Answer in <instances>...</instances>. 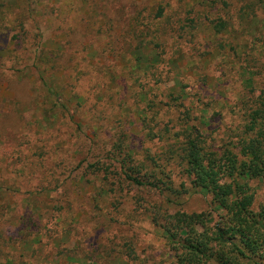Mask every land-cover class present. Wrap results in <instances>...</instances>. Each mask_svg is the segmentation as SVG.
Here are the masks:
<instances>
[{
    "label": "rangeland",
    "instance_id": "rangeland-1",
    "mask_svg": "<svg viewBox=\"0 0 264 264\" xmlns=\"http://www.w3.org/2000/svg\"><path fill=\"white\" fill-rule=\"evenodd\" d=\"M261 101L264 0H0V264H173L153 220L220 214L178 145L238 154Z\"/></svg>",
    "mask_w": 264,
    "mask_h": 264
},
{
    "label": "trees",
    "instance_id": "trees-1",
    "mask_svg": "<svg viewBox=\"0 0 264 264\" xmlns=\"http://www.w3.org/2000/svg\"><path fill=\"white\" fill-rule=\"evenodd\" d=\"M261 102L260 109L250 114L252 120L245 126V137L233 147L239 149L238 154L229 149L207 152L200 136L192 137L191 133L178 145L177 157L186 168L192 189L211 196L217 208L212 212L220 214L213 225L206 219L208 214L180 211L153 220L165 235L173 264H264V207L253 212V196L247 194L249 181L264 179V101ZM126 179L143 185L127 174ZM156 184L147 185L156 188ZM120 253L128 263L136 259L127 245Z\"/></svg>",
    "mask_w": 264,
    "mask_h": 264
}]
</instances>
